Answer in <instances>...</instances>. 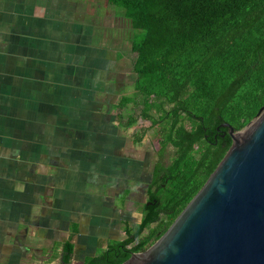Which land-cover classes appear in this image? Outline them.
Wrapping results in <instances>:
<instances>
[{
    "label": "crops",
    "instance_id": "1",
    "mask_svg": "<svg viewBox=\"0 0 264 264\" xmlns=\"http://www.w3.org/2000/svg\"><path fill=\"white\" fill-rule=\"evenodd\" d=\"M54 1L0 0V260L9 264L39 242L42 264H59L69 240L82 264L131 226L125 202L111 199L117 169L137 162L117 153V124L105 122L103 99L114 95L105 32L68 24Z\"/></svg>",
    "mask_w": 264,
    "mask_h": 264
},
{
    "label": "trees",
    "instance_id": "2",
    "mask_svg": "<svg viewBox=\"0 0 264 264\" xmlns=\"http://www.w3.org/2000/svg\"><path fill=\"white\" fill-rule=\"evenodd\" d=\"M106 1L137 32L134 87L159 161L141 222L84 264H123L157 242L231 148L222 124L242 130L264 107V0ZM169 146L174 156L165 164ZM74 250L70 240L63 245L61 264H72Z\"/></svg>",
    "mask_w": 264,
    "mask_h": 264
},
{
    "label": "water",
    "instance_id": "3",
    "mask_svg": "<svg viewBox=\"0 0 264 264\" xmlns=\"http://www.w3.org/2000/svg\"><path fill=\"white\" fill-rule=\"evenodd\" d=\"M168 231L123 264H264V107Z\"/></svg>",
    "mask_w": 264,
    "mask_h": 264
},
{
    "label": "rangeland",
    "instance_id": "4",
    "mask_svg": "<svg viewBox=\"0 0 264 264\" xmlns=\"http://www.w3.org/2000/svg\"><path fill=\"white\" fill-rule=\"evenodd\" d=\"M55 3H61L63 14L68 18V24L74 23L77 25L78 22H82L85 29L94 26L97 32L98 27H102L105 32L102 34L104 37L100 36V44L110 48L108 58L111 61V91L114 92L113 97L109 99L102 98L105 104L110 105L109 113H111V117L109 121L106 120L105 122L117 124L110 133L111 141L119 140L118 145L122 146L117 153L129 157L131 162H137L134 167L130 166L123 174L121 170L117 169V185L111 188V199H115V205L118 208H121L125 202V212L130 220L129 222L131 226H135L140 223L142 204L147 199L146 187L150 181L153 168L159 161V156L154 149L155 132L148 129L151 127V122L142 117V97L134 87L136 75L133 67L137 59V53L132 50V41L137 32L132 29L126 19L125 11L108 4L106 0H55ZM123 97L130 98L133 102L122 108L119 104ZM130 117L135 119L132 126L128 125ZM146 129H148L147 132ZM137 137L141 138V142L135 140ZM173 156L174 150L169 146L163 162L169 164ZM131 181L133 183H130ZM129 186L133 189L131 194L128 196L122 194L123 189ZM30 225L34 228L33 222ZM126 237L127 235L124 234L122 227L111 231V238L124 240ZM15 239H20L21 243L26 245L21 236H16ZM61 239L64 240L65 238ZM39 243L28 244L31 252L23 258L21 264H42L44 259H41L40 248L42 247L38 246ZM46 246H49V244L46 243ZM100 246H104V243ZM103 250V247L97 248L95 255L101 254ZM79 254H74L73 257L75 258L72 260V264L81 262L83 252L81 253L82 257H79ZM5 258L0 260L1 264H9ZM57 258H59L58 252L53 261Z\"/></svg>",
    "mask_w": 264,
    "mask_h": 264
},
{
    "label": "flooded vegetation",
    "instance_id": "5",
    "mask_svg": "<svg viewBox=\"0 0 264 264\" xmlns=\"http://www.w3.org/2000/svg\"><path fill=\"white\" fill-rule=\"evenodd\" d=\"M62 260V259H61ZM59 264H61V261H60V263ZM82 264H84V263H82Z\"/></svg>",
    "mask_w": 264,
    "mask_h": 264
}]
</instances>
